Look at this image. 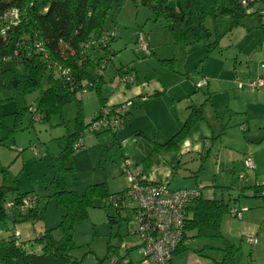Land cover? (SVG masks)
<instances>
[{"label": "rangeland", "instance_id": "obj_1", "mask_svg": "<svg viewBox=\"0 0 264 264\" xmlns=\"http://www.w3.org/2000/svg\"><path fill=\"white\" fill-rule=\"evenodd\" d=\"M175 1L168 0L171 6H175ZM164 26V17L155 15L153 9L144 5L140 0H119V3L113 7L106 25L107 28L115 27L118 36L111 43L116 54L112 61L107 63L104 70L105 76L112 75L119 65L128 66L138 60L141 62L153 58V56L141 52L137 44L140 33L146 36L153 32L156 33L155 36L160 44L161 56L177 55V59L175 57L162 59L167 62L163 64L158 62L159 66L165 67L164 65H166L168 68L170 66L185 78H188L189 74L194 81L202 77L208 78L207 76L211 75L216 78L221 77V79L229 77L235 82L233 86L235 91L250 94L245 98L247 101L259 100L260 102L264 99L259 96V93H264V88L253 92L246 88L243 90L236 88L237 82L247 83L259 77L264 78V68H260V65L264 64V29L260 27L258 17L251 15L245 17L241 26L224 36L212 49L208 45L214 41V26L209 18L205 21V27L211 33V37L190 46L176 44ZM187 56L189 61H187ZM185 61L186 65H184ZM184 69H188V73ZM99 72L98 66H95L91 71L93 76ZM1 83L2 79L0 78ZM220 85H216L213 89L205 86L197 93L204 98L208 94H211L212 97V91L217 92L218 95L227 87L225 84ZM44 87L45 83H43ZM84 92L87 94H83ZM39 96V91L22 97L15 92L0 89V186H11L13 181L17 180L19 193L36 195L39 207L44 209L42 218L36 223V227L45 230L55 229L60 224L63 215V210L51 197L52 184L56 174L54 164L64 147L62 137L75 130L77 105L74 102L68 103L60 115L50 118L49 125L45 121L33 119L34 116L39 117V113L28 111V107L35 110ZM76 98L83 102L81 105L82 114L85 117L84 123L87 124L91 120L89 118L97 110V94L95 90L87 89L83 92L79 91ZM213 100L215 103L217 102L215 106L223 107L226 104L229 110L233 111H225L224 107V109L219 108L217 119L214 118L212 111L210 113L209 110L206 111V122L213 132V141L218 143V140L224 136L220 133L225 132L226 138L224 137L223 141L227 144V139L233 138L231 143L234 145L231 148L234 149V152L236 150V154L238 153L240 156L243 153L251 154L253 161L255 159L259 163L260 170L247 171L246 180H240V170L243 171L244 167H241L239 159H234L229 162L228 168L225 167L226 170L228 169L227 172L223 170V167L219 169L221 174L223 171L225 175H221L215 181L212 177V185L204 189L203 194L204 197L212 196L217 200H223L229 205V209L247 208V212L243 213L241 220L227 214L221 222L222 236L235 249L232 264H264V198L255 196L252 189L254 185H264V177H261V174L264 173H260L264 172V115H261L264 113L253 116L249 122L250 134L256 133L251 140L249 132H241L240 122L237 123V120L243 118L239 103L237 102L236 107L231 106L233 101L229 97H227L228 104L225 99L220 97ZM135 135L136 133H132L131 138H128L122 137L120 134L127 154L136 148L137 157L133 159L130 156L128 158L132 159H128V161L131 164L144 166L142 160L146 157L141 156L147 155L145 150L148 151V147H145V142H141L139 146L134 145L131 140L138 139ZM111 142L112 134L108 132L83 136L82 148L69 154L65 160H61L64 161L62 168L69 169H61L59 173L66 190L84 194L89 186L101 183L106 184L110 194L121 192L127 188L128 183L121 169L122 155L112 148L110 149ZM245 145L254 149L246 148ZM256 148H258V153L254 157ZM35 152H37V156ZM208 152H204L201 162L199 157H194L198 166L203 163L202 172L205 173V176L215 173L218 160L216 151L211 150L209 154ZM170 153L176 160L169 165L174 179L168 186L173 190L183 189V161L190 162L192 161L191 157H181L179 150ZM180 158L182 162L181 165H178ZM147 179L151 181V178ZM205 179L207 180V177ZM207 190H211L212 194H208ZM15 197L16 194L10 195L8 200L13 201ZM14 218L17 219L16 223L13 222ZM25 226L26 223L18 221L17 211L10 210L7 211L5 223L0 224V230L8 236L14 229L23 232ZM132 230L133 222L127 211H116L105 204L103 200H96L93 207L88 209L86 219L74 225L75 249L72 255L81 260L83 264H105L106 258L112 254L113 248L121 244H125L128 248H134L138 238L129 234ZM247 235L255 237L257 244L246 243L244 237ZM52 237L55 240H60L63 233L57 228L52 232ZM2 238L0 237V240ZM24 242L29 244L32 241L25 240ZM209 244H212L216 249L223 247L221 242L211 243L191 239L186 244L188 250L180 252L174 257V264H218L222 259L223 252L205 249L202 251V256L195 252V250L204 249L203 247ZM133 248L130 257L132 264H137V252ZM32 249L38 250L37 245L33 244Z\"/></svg>", "mask_w": 264, "mask_h": 264}, {"label": "trees", "instance_id": "obj_2", "mask_svg": "<svg viewBox=\"0 0 264 264\" xmlns=\"http://www.w3.org/2000/svg\"><path fill=\"white\" fill-rule=\"evenodd\" d=\"M140 1L152 8L155 15L164 17L165 28L173 41L183 46H190L211 37V33L205 27L208 18L214 26V41L208 45L211 49L215 48L233 29L241 26L243 19L248 15L258 17L260 27L264 29V14L260 13H264V0H256L252 4L253 14H249L247 8L242 6V0H176L175 6H171L168 0ZM117 3L119 0H0V31L8 27L3 17L9 10L15 9L19 13V21L15 25H10L4 35L0 34V78L2 79L0 89L15 92L22 97L39 91L40 96L35 110H32L39 113L43 120H50L51 117L60 115L68 103L74 102L77 105L75 130L63 138L64 147L54 164L56 174L51 197L63 210L60 224L55 228L62 231L63 237L55 240L52 237L55 229H45L37 234L32 242L26 244L21 237L14 239V229L7 239L0 240V264H83L72 255L75 249L74 225L86 219L88 209L93 207L96 200H105L117 194H110L105 183L89 186L84 194L66 190L59 174L61 169H66L62 168L64 161L61 160H65L69 154L77 151L74 146L79 141L82 148L83 132L96 116L88 124H84L81 101H78L76 94L87 89L95 90L101 105L96 114L105 106L101 94L104 72L93 76L91 71L95 66L99 67V71L102 66L105 68L107 64L104 63L112 61L116 54L111 47L114 39L102 40L101 34L112 29L107 28L106 25ZM39 44L42 51L37 48ZM83 45L88 47L84 50ZM166 62L167 60L160 61L162 64ZM53 65L67 69L68 75L62 76ZM169 69L173 70L170 66ZM130 71L126 67L118 68L114 78L117 84H119L117 77L132 74ZM135 82L134 79L132 85L125 87L133 86ZM43 83H45L44 88ZM196 84L197 91L205 87L197 88ZM126 101L130 102V106L120 117L121 126L132 105L130 100ZM208 101L207 96L200 106H191L187 118L177 132L166 142L153 144L151 154L143 160V172L146 171L154 154L179 150V146L187 139L193 127L203 120V107ZM117 131L111 133L110 149L121 153L116 138ZM99 134L101 133L96 135ZM18 189L17 180H14L11 186H0V224L5 223L7 211L10 210L17 211L18 221L21 222L36 223L41 220L44 209L39 207L36 195L21 194ZM252 189L255 196L264 198V185H254ZM13 194H16V197L13 201H9V196ZM27 197L34 201L33 206L25 213H21L19 210L21 199ZM9 202L14 203L13 207L6 210L4 205ZM229 212V205L223 200L213 197L203 198L202 194L195 198L187 207L184 236L174 251L172 260L178 253L188 250L186 243L189 240L197 239L223 244V247L218 249L209 244L205 245L204 249L195 250L199 256H202V251L205 249L218 250L223 252L218 264H232L235 249L221 234L222 219L230 214ZM16 221L17 219L14 218L13 222ZM33 244L37 245L38 250L32 249Z\"/></svg>", "mask_w": 264, "mask_h": 264}, {"label": "crops", "instance_id": "obj_3", "mask_svg": "<svg viewBox=\"0 0 264 264\" xmlns=\"http://www.w3.org/2000/svg\"><path fill=\"white\" fill-rule=\"evenodd\" d=\"M155 34L156 33L152 32L150 35H146L147 43L150 49L149 56H153V58L151 57L150 59H145L144 61L141 62L140 60H138L137 62H134L132 65H128V66L119 65L118 67L115 68V72L112 75L105 76L104 74L103 77L104 84L102 85L101 88V94L105 106H113L126 100H130L132 102L131 108L128 114L126 115L122 126L118 130L119 132L117 131L116 133V138L119 141L120 151L123 160L124 159L128 160L129 159L128 157L130 156H132V158L135 159L134 157L137 156H136V148L133 152H129L128 154L126 153L122 144V138L120 134H122V137L131 138V134L136 133L135 136L138 137V139H132V140L130 139V140L133 142L134 145L136 144L137 146H139L141 142L142 143L145 142L146 143L145 147L146 146L148 147V151L145 150L147 155L141 157H147L151 154L153 144H162L166 142L168 139H170L177 132V130L180 128L182 123L187 118L190 112L189 108L191 106H200L201 104H203V102L206 99L203 96H200L197 93V89L195 88V84L200 79L194 81L191 79L189 74L187 75L188 78H185L184 76H182V74L174 70L159 66L158 62L160 63L162 59H169L168 57H175L177 59V55L173 54L171 56H161V53L159 52L160 44ZM187 61H189L188 56H187ZM184 65H186V61L184 62ZM120 67H126L128 70L132 71L131 73H133L136 80L133 86L125 87L123 85L117 84L114 78L117 69ZM184 71L187 72L189 70L184 69ZM207 77L208 78L205 77L202 78L207 80V87L209 89H213L216 85L221 86L220 84H225L227 87H225L223 92L218 95L217 92L214 93V91H212L213 92L212 97L210 96L211 94L208 95L209 101L203 107V120L198 122L193 127L187 139H185L183 143L179 146L180 156L181 157L188 156L191 157L192 160L190 162L183 161V190L184 189L191 190L198 188L201 190V194L203 198L212 197V196L204 197L203 194L205 192L204 189L209 188L212 185L213 183L212 177L215 181L217 180V178L221 177V175L223 176L225 175L223 171L221 174V170H219L221 167H223V170L227 172L228 169L226 170L225 167L228 168L229 162L234 159H239L238 162L241 164V167H244L243 165L244 157L246 155H250L252 157L251 154L243 153L241 156L238 153L236 154V150L234 152V149L231 148L234 145L231 143V141H233L234 139L228 138L227 144L223 141V138L224 137L226 138L225 132L220 133V135H224V136H222L218 140L219 141L218 143L213 141L214 140L213 132L210 129L208 123L206 122V111L209 110L208 111L209 113L210 111H212L215 119H217L219 108L221 109L225 108V111L227 110L233 112L232 110H229L228 105L226 104L223 105L224 108L222 106L221 107L215 106L217 102L215 103L213 99L220 97L222 99H225L226 103L228 104L227 97H229L233 101L231 103V106L233 107H236L237 102L239 103V108L242 110L243 118H240L239 121L237 120V123L240 122L239 125L241 132L243 133L249 132V135L251 136V140L252 137L256 135V133L254 132V134H250L251 132H250L249 122L251 121L253 116H256L259 113H264V99H262L260 102L259 100L258 101L255 100V102L247 101L245 98L247 97V95L249 96L250 94L248 92L235 91L233 89L235 82H233L231 78L228 77L226 79H221V77L216 78L215 76L212 75ZM244 88L248 89L247 87ZM262 88H264V86L260 87L258 90H250V89L248 90H250V92H253V91H259ZM243 89H239V90H243ZM83 94H87V93L84 92ZM259 96L264 97V93L261 94L259 93ZM238 98L239 100H237ZM81 105H83L82 100H81ZM100 106L101 105L98 100L97 110L95 114H93V116H91V118L89 119H92L96 115V113L100 109ZM29 108L31 107H28V109ZM33 119L38 121L39 120L45 121L50 125V120H43L41 119L40 116L37 117L36 119L33 117ZM84 120L85 117L83 116V122ZM124 132L125 135L123 136ZM64 137H62V139ZM249 147H250L249 145L246 146V148ZM216 148L218 149L216 150ZM251 149L254 148L252 147ZM211 150L216 151L218 155V160L216 161V171L214 173L216 175L213 176L214 175L213 174L210 176L209 175L205 176L204 175L205 173L202 172L203 163L201 164L200 162L201 159L203 160L204 158L203 157L204 152L209 151L208 152L209 154ZM257 150L258 148L254 150V157L258 153ZM194 157L195 158L199 157L200 159L199 166L195 163ZM175 160L176 159L174 158L173 155H171V153L169 154L157 153L151 157V160L147 165L146 171L143 172V166H139L138 164H134V163L133 165L138 168L137 172L142 173L143 175L146 176V179L149 177L153 182L170 184L171 182H173L174 178L172 176L173 173L171 172L169 165L171 162ZM181 162L182 160L180 158L178 165H181ZM201 165H202V170L199 171ZM255 165H256L255 169L259 171L260 165L259 163H257V160L255 161ZM241 171L242 170H240V172ZM260 173H264V172H260ZM206 177L207 180L205 179ZM261 177H264V174H261ZM179 189L181 190V188ZM207 192L208 194H212L211 190H207ZM242 209H246V210L242 212L241 219L243 213L247 212L246 207H243ZM24 223H26V226L24 227L23 232L17 229V231H19L20 233V237L22 241L25 240L32 241L34 240L37 234L42 233L44 231L42 228L40 229L36 227V223L38 222L36 223L24 222ZM10 234H8V236ZM8 236H6L2 232V230H0V237H3L2 239H7ZM173 260H172V264H174Z\"/></svg>", "mask_w": 264, "mask_h": 264}, {"label": "built area", "instance_id": "obj_4", "mask_svg": "<svg viewBox=\"0 0 264 264\" xmlns=\"http://www.w3.org/2000/svg\"><path fill=\"white\" fill-rule=\"evenodd\" d=\"M256 0H242L241 4L247 8L249 14L254 13L252 4ZM261 14H264L260 12ZM3 21L10 25H15L19 21V13L15 9L9 10L3 17ZM8 27L0 31L4 35ZM118 36L116 28H112L101 34L102 40L115 39ZM139 50L146 54H150L146 36L140 33L137 38ZM88 46L83 45L85 50ZM38 50L42 51L41 44L37 45ZM83 50V52H84ZM106 61L104 64H107ZM62 76H67L69 71L56 67ZM264 68V64L260 66ZM105 68L102 66L100 73ZM118 78L120 85H132L135 76L133 74H123ZM207 85L205 79H201L197 84V88ZM238 89L247 87L250 90H258L264 86V78H257L247 83L237 82ZM129 101H123L113 106H104L98 114L92 119L88 127L83 132L85 134L97 133H114L121 126L120 117L128 111ZM29 112H35L32 108ZM36 119L37 117L34 116ZM81 147V141L75 144L74 148L78 150ZM37 155V152H35ZM245 171L241 172L239 179L245 181L247 171L255 169L254 161L250 155H246L244 160ZM122 172L125 174L128 186L125 190L107 197L104 201L109 207L116 211H127L133 222V230L129 233L131 236L138 238L137 243L133 247H127L125 244L112 249V254L108 255L105 264H132L130 252L136 249L138 256L137 264H172L174 251L180 245L184 236V226L187 214V207L192 201L201 195L200 189H181L172 190L166 184L153 183L146 179L141 173L137 172L138 168L129 161L124 160L121 165ZM33 200L29 197L21 199L19 210L25 213L27 209L33 206ZM14 203H6L4 208L11 209ZM246 209H230V216L238 220ZM14 239L20 237L19 231L13 232ZM244 240L249 245H256L257 240L252 236H245Z\"/></svg>", "mask_w": 264, "mask_h": 264}]
</instances>
